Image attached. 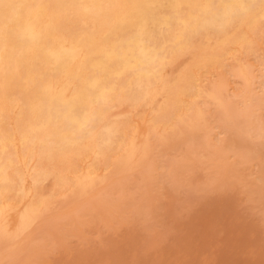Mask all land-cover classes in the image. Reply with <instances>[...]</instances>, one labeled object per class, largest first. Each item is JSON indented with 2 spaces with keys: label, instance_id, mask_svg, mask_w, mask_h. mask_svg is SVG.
Instances as JSON below:
<instances>
[{
  "label": "bare ground",
  "instance_id": "bare-ground-1",
  "mask_svg": "<svg viewBox=\"0 0 264 264\" xmlns=\"http://www.w3.org/2000/svg\"><path fill=\"white\" fill-rule=\"evenodd\" d=\"M263 23H264V0H0V241L3 240L4 237H7V238L9 237L12 241L15 242L17 240L19 242L18 239L21 238V236L24 233H25V235L27 234L26 231L32 225H34L33 223L37 220V218L40 217L39 220H41L42 216L40 214H43L44 210L48 211V207L50 204H52V200L54 199V197L56 195H58L59 193L64 195L65 193L63 194L62 192L64 190L68 189V187L69 188H71L72 186H73V188L74 187H81V188L85 187L87 184H89V182L91 183V181L94 179L93 175L96 174V172L98 170V164H100L101 160L103 158H105L106 155H108L109 153H114V152L117 153V151L124 150L125 147L133 146L134 140L137 136L144 137V138L147 137L148 130L150 132L151 131L154 132V129L156 130V128H157L156 126L159 125V122H158V120H156L154 118V116L149 117V116H146L144 112L141 113L143 108H145L146 106H151L153 112L156 113V112H160L163 109L164 105H168V106L171 105L172 106L171 108L174 109V113H173L174 116H175L176 111L182 109L183 107H185L186 109H188L187 111H189L190 100L193 99V97L201 96L203 94V91H202L203 88H200V85L198 83V75L201 74L203 71L205 73L207 71H212V70L217 71V70L224 68V66H225V62H223L224 60L220 59L215 53H213V54L210 53L209 55L203 56L197 63L195 62L196 64L194 63L192 66L190 65L188 72H186V71H185V73L182 72L181 75L182 76L184 75V78L182 77L183 83L182 84L180 83L181 85H178L177 87H173L172 89H170L171 87L166 89L164 87V85H163V88H165V89H160L159 87L157 89L156 88L157 87L156 82L158 83L159 79L161 78V76H159L158 72L160 70L164 71L163 69L166 68L167 66H169L168 64H169L172 56H173L172 58H175L176 57V56H174L175 54L177 55V53L180 52L181 50H183V52H184V49L189 47V44L191 43L194 36H199V35L202 36L205 33H207V31L212 32L213 34H215L214 36H216V38H219V39H217L218 41L216 43L217 44L216 46L222 47V46L228 45L230 48L227 51L230 53L232 52L231 53L232 58L239 52H242V53L243 52L244 53L249 52V54H251L249 56H252V52L250 53V51H252V49L255 47H256L255 49H257V46L254 45L256 43L255 37H257L256 35H258L257 32H261L264 29V28H258V25L263 24ZM210 40H212V39H210ZM259 43H258V45H259ZM190 48H191V46H190ZM259 50L264 51V48L262 45L259 46ZM195 51L197 52V50H195ZM256 52H258V51H256ZM260 53L263 54V52H260ZM193 54H196V53L194 52ZM220 56H221V54H220ZM258 56H261V55L258 54ZM258 56L254 55V57L258 58V62H260L261 60L259 61V59L261 57L259 58ZM188 57L190 58L189 55H188ZM242 57L243 56H240L241 59H243ZM263 57L264 56H262V58ZM177 58H179V56H177L175 59H177ZM225 58H227V57H225ZM238 58H239V56H238ZM243 60H247L246 57ZM173 61H171V62H173ZM239 61H240V59L238 60V62ZM247 61L250 64V61L249 60H247ZM252 61H253V58H252ZM173 64H175V63H173ZM178 64L179 63H177V65ZM184 65H182V66H184ZM230 66H232V64H230L229 67ZM254 66L256 67V65H254ZM172 67H173V65H172ZM186 67H187V65H186ZM230 68H232V67H230ZM250 68H251L250 69V71H251L252 67H250ZM225 69H223V71ZM232 71H234V69ZM175 72H178V71H175ZM228 72H227V74H229ZM258 72H259V69H258ZM218 73H219V71H218ZM250 73H252V72H250ZM169 75H172V74L169 72ZM215 75L217 76V73ZM224 75H226V73ZM201 76H202V74L200 75V77ZM230 76L232 77V75H230ZM256 76H257V74H256ZM252 77H254V76H252ZM258 77H259V75H258ZM215 79L217 80L218 78H215ZM213 80H214V78H213ZM231 80H233V79H231ZM180 81H181V79H180ZM207 82H208V80H207ZM233 84L231 87H233ZM174 86H175V84H174ZM249 86H250V84H249ZM237 87H239V86H237ZM219 89H221V87ZM240 89L241 88H239V90ZM243 89H244V87H243ZM122 95L126 96V98H127L126 103L131 108H133L135 110V113H136V111L141 110L140 112H138L140 118L137 119L136 121H134V122H136L135 125L133 123L134 128L136 129L135 135L133 136L132 131L129 130V125L127 128L126 126H124V125L122 126L121 124H119V123H122L121 121H123L122 118H123V115L125 113H118L112 109L115 113H118V114L115 117L116 122L111 125L112 128L106 129V132H105L106 143H104V145H99L98 143H96L94 145L91 144L88 141L89 139L87 140V137L91 136L92 130L95 129L94 128V121L96 119L101 120V121L102 120L105 121L108 117V114L105 115L106 110H109V109L105 110V108L107 107L106 105H108V103H110L111 107L115 108L116 106L124 103V101L123 102L120 101V98ZM206 95H207V93H206ZM246 99H248V98H246ZM119 108H121V107H119ZM173 109H172V111H173ZM254 109H255V107H254ZM109 113H110V111H109ZM166 113H167V111H166ZM148 114H149V112H148ZM129 115H131V114H129ZM149 115H152V114H149ZM161 116L162 115H160V117ZM244 116H242V118H244ZM127 117H125L124 119H126ZM129 117H131V116H129ZM172 117H173V115H172ZM169 118H170V116H169ZM160 121H162V120H160ZM177 122L179 123V121H177ZM243 123H244V121H243ZM98 124L100 126V123H98ZM126 124H127V122H126ZM162 124L164 125V123H162ZM243 127H245V126H243ZM100 128H102V126ZM164 128H165V126H164ZM130 129L132 130V126ZM183 129H182V131H183ZM231 129H233V128H231ZM96 130H97V128H96ZM239 132H240V130H239ZM101 133H102V129H101ZM209 133L210 132H208V135H209ZM218 134H220V133H218ZM234 136H235V134H234ZM140 137H139V139H140ZM151 137H152V135H151ZM207 137H206V139H207ZM217 137H220V136H217ZM251 137H253V136L251 135ZM98 138H99V136H98ZM216 141H217V139H216ZM260 141H262V140H260ZM135 142H137V141H135ZM191 143H192V141H191ZM135 144H137V143H135ZM257 144H258V142H257ZM181 145H183L182 142H181ZM188 145H189V143H188ZM215 145H213V146H215ZM135 148H137V146ZM173 148H176V147H173ZM136 152H137V150H136ZM168 152H170V151H168ZM72 155H73V157L75 155L76 157L79 158V161L77 163H75V166H70L66 169H63L65 171H59L58 170L59 165L57 166V163L60 161L62 162V161L67 160ZM119 155H118V157H119ZM128 156L129 155H127V157ZM139 156H140V153H139ZM192 157H194V156L192 155ZM88 158H90V162H88V164H87L86 159H88ZM191 158H188V159H191ZM202 158H199L198 162ZM112 159L114 160V158H112ZM129 159H130V157H129ZM136 160L137 159H135V161ZM131 161H133V160L131 159ZM186 161H189V160H186ZM186 161H184V162H186ZM195 161H197V160H195ZM191 162H189V163H191ZM104 163H105V161H104ZM131 164H133V163L131 162ZM202 164H204V163H202ZM103 165H105V164H103ZM160 165L162 166V164H160ZM181 165L182 164H180V166ZM189 165H190L189 167H191V164H189ZM60 166H61V164H60ZM133 166H134V164H133ZM182 166H181V168H182ZM197 167L199 168L198 164H197ZM197 167H195L196 170L198 169ZM60 168H62V167H60ZM107 168H109V167H107ZM161 169H162V167H161ZM107 171H108V169H107ZM183 171H184V169H183ZM102 172H104V171H102ZM173 172H174V169H173ZM197 172H201V171H197ZM202 172H203V170H202ZM175 173H176V171H175ZM187 173H189V172H187ZM166 174H167V172H166ZM204 174H205V172H204ZM196 175H197V173H196ZM176 176H178V175H176ZM206 176H205V178H206ZM112 177H114V176H112ZM163 177H166V176H163ZM189 178H191V176ZM210 178H211V176H210ZM107 179H108V177H107ZM161 179H162V177H161ZM193 179H194V177H193ZM111 180L113 181V179H111ZM198 180H200V179H198ZM201 180H203V179H201ZM235 180H237V179H235ZM164 182L165 181L163 180V183ZM202 182L203 181H201V183ZM99 183H100V181H99ZM161 183H162V181H161ZM174 183H176V181ZM186 184H189V183H186ZM133 185H135V184H133ZM164 185H163V187H164ZM189 185L191 186V184H189ZM136 186L138 188H140L138 185H136ZM195 186H197V185H195ZM158 187H160V186H158ZM158 187H156V188L158 189ZM96 188H100V190H102L101 187H98V185ZM164 188H166V187H164ZM69 190H71V189H69ZM80 190H82V189H80ZM96 190H98V189H95V191ZM138 190H141V189H138ZM180 190H181V188H180ZM189 190H191V187L189 188ZM202 190L204 192V189H202ZM205 190L207 191V188H205ZM90 191H92V190H90ZM131 191H132V189H131ZM165 191H167V190H165ZM183 191L184 190H181V192H183ZM135 192L133 194H135ZM140 193H142V192H140ZM85 194L86 193L84 192V195ZM84 195H82V196H84ZM96 195H98V193L96 194V192H95V196ZM125 195L130 196L129 193H127ZM191 195H193V194H191ZM61 197H63V196H61ZM139 197L140 196H138V198ZM159 197H161V195ZM165 197L168 198V196H165ZM77 198H79V196ZM85 198H87V197H85ZM151 198H149V199H151ZM145 199H147V197ZM77 200L75 201L76 203H77ZM88 200H90V199H88ZM91 200H92V198H91ZM126 200H127V198H126ZM136 200H137V198H136ZM66 201H67V199H66ZM69 201H68V203H69ZM78 201H80V200H78ZM98 201H99V199H98ZM61 202H63V201H61ZM134 202H133V204H134ZM80 203H82V202H80ZM159 203H162V202H159ZM63 204L59 205V206H63ZM137 204H138V202H137ZM170 204H171V200H170ZM170 204H169V206H170ZM144 205H145V203H144ZM80 206H82V205H80ZM140 206L141 205H139V207ZM82 207H84V206H82ZM145 207L147 208V205ZM152 207L154 208V206H152ZM159 207H162V206H159ZM70 208H68V209H70ZM95 208H97V205H96V207H94V209ZM128 208H126V210ZM131 208L132 207H130L127 210V212L130 211ZM155 208H156V206H155ZM55 209H58V208H55ZM62 209H65V208H62ZM62 209H61V211H63ZM68 209H66V210H68ZM71 209H73V208H71ZM145 210H143V212H145ZM162 210H163V207H162ZM164 210H165V206H164ZM61 211H59V212L62 213ZM73 211L71 212L72 216H74ZM100 211H101V208H100ZM147 211H148V209H147ZM153 211H154V209H153ZM53 212L54 211H52V213ZM67 212L69 213L70 211H67ZM127 212H125V213H127ZM76 213L77 212H75V214ZM93 213H95V212H93ZM112 213H117V212H112ZM130 213H132V212H130ZM133 213L136 214L137 212L133 211ZM154 213H155V211H154ZM154 213H152V214H154ZM59 214L56 213L55 216H58ZM90 214H91V212H90ZM100 214L102 215V213H100ZM117 214H115V215H117ZM144 214L141 213L140 217H142V215L145 216ZM160 214H162V213H160ZM45 215H46V213H45ZM47 215H49V214H47ZM121 215H122V213H121ZM124 215H126V214H124ZM49 216L51 217V215H49ZM82 216H80V217H82ZM129 216H130V214H129ZM133 216H131V217H133ZM58 217H57V219H58ZM62 217H63V215H62ZM80 217H78V218L76 217L77 221ZM92 217L89 220H92ZM106 217H107V215H106ZM121 217H123V215ZM126 217H128V216H126ZM94 218H96V216ZM97 218H99V217L97 216ZM135 218H136V220H134V221H136V222L139 221V220H137L136 216H135ZM80 219H83V218H80ZM86 219H88V218H86ZM109 219L111 220V218H109ZM48 220H49L48 222L50 224V219H48ZM123 220L125 221V219H123ZM143 220L145 221V219H143ZM150 220H153V218ZM159 220H160V218H159ZM87 221L88 220H86L85 223ZM93 221L94 220H92V222ZM106 221L108 222V219ZM124 221H123V223H124ZM144 221H143V223H144ZM55 222H57V220ZM59 222H61V221H59ZM131 222H133V221H131ZM36 223H38V222H36ZM79 223H77V224H79ZM82 223H83V221H82ZM112 223H114V222H112ZM108 224L106 223V225H108ZM144 224H146V223H144ZM67 225H70V224L68 223ZM34 226H36V224ZM41 226H42V223L40 224L39 228H41ZM53 226H52V228H55L54 230H56V228H57L56 223ZM61 226L63 227L62 224H61ZM91 226L89 225V227H91ZM11 227H12L13 231L11 233L9 232L10 234H8L7 231ZM47 227H49V226H47ZM73 227H74V225H73ZM84 227H87V226H84ZM84 227H82V228H84ZM39 228H35V230L37 229L36 231H38ZM57 229H59V232H60V228H57ZM65 229H67V228H65ZM69 229H71V228L69 227ZM78 229H80V227ZM86 229H88V228H86ZM44 230H46V229H44ZM49 230H52V229L50 228ZM85 230H84V233H86V231H87V230L86 231ZM33 232H34V230H33ZM33 232H31L30 234H32ZM41 232H43V231H41ZM76 232H78V231H76ZM49 233H51V232H49ZM52 233H53V231H52ZM69 233H72V232H69ZM29 235H26V237L29 238L30 237ZM50 235L52 236V234H50ZM70 235H72V234H70ZM82 235H83V233H82ZM23 237L24 236H22V238ZM44 237H43V239H44ZM53 237L54 236H52L51 239H55ZM38 238H40V237H38ZM41 238L39 241L40 244H41ZM58 238H59V240H61L60 237H58ZM66 238H64V241ZM23 239L25 240V237ZM48 239L49 238H47V240ZM34 241L35 240H33L32 242H34ZM62 241H63V239H62ZM64 241H63V243H64ZM1 242H3V241H1ZM4 242H5V240H4ZM25 242H26V240H25ZM46 242L49 243V241H46ZM80 242L83 243V241H80ZM28 243L30 244V241L25 243L26 246L28 245ZM65 243H66V241H65ZM23 245H24V243H23ZM62 245H60V246H62ZM0 246H2V245L0 244ZM20 246H22V245H20ZM49 246H51V245H49ZM49 246H48V248H49ZM53 246H55V245H52L51 247H53ZM2 247H4V246H2ZM10 247H8V248H10ZM27 247H26V250H27ZM43 247H44V244H43ZM16 248L17 247H15V249ZM20 248H23V247H20ZM33 248H36V246ZM63 248L66 249V246H63ZM52 249H48L49 254L52 253L49 251ZM71 249L72 248H70V252H71ZM34 250H39V249H34ZM9 251L11 252L12 250H9ZM53 251L55 252L56 250L54 249ZM66 251H68V250H66ZM33 252L34 251H32V253ZM24 253L29 255L26 252H24ZM35 253L38 254L39 252H35ZM21 255H23V253ZM34 255H32V256H34ZM45 256H46V254H45ZM45 256H43V257H45ZM47 256H49V255H47ZM14 257H16V256L14 255ZM38 257H40V256H38ZM24 258H25V256H24ZM32 259L34 260V257H32ZM0 260L2 262L3 259H0ZM26 260H28V258ZM28 261H30V260H28ZM25 262L26 261H24V263ZM37 263H39V262H37ZM8 264H9V262H8Z\"/></svg>",
  "mask_w": 264,
  "mask_h": 264
},
{
  "label": "rangeland",
  "instance_id": "rangeland-1",
  "mask_svg": "<svg viewBox=\"0 0 264 264\" xmlns=\"http://www.w3.org/2000/svg\"><path fill=\"white\" fill-rule=\"evenodd\" d=\"M258 28H264V23L259 24ZM263 30L261 32H257L258 35H256L257 37H255L256 43L254 44L257 46V49H255L256 48L255 47L252 49V51H250V53L252 52V56H249L251 55L249 54V52L248 53L239 52L233 57L234 59L231 56L232 52L230 53L227 51L230 48L228 45L222 46V47L216 46L217 45L216 43L218 41L217 39L219 38H216V36H214L215 34H213L212 32L207 31V33H205L202 36L201 35L194 36L188 47L190 50L188 48H185L184 52L183 50H181L180 52L177 53V55L175 54L174 56L176 57L179 56V58L177 59H175L176 57L172 58L173 57L172 56L168 64L169 66L164 68L163 69L164 71L160 70L161 72L160 71L158 72L159 76H161L160 78L161 80L159 79L158 83L156 82L157 89L158 87L160 89H165V88L168 89L171 87L170 89H172L173 87H177L178 85H181L183 83L184 75L183 76L181 75L182 72L183 73H185V71L188 72L190 65L192 66L195 62L197 63L203 56L209 55L210 53L211 54L215 53L220 59L224 60L223 61L225 62L224 68L217 70V71L216 70L207 71L205 72L206 74L203 71L201 73L202 78L200 77L201 74L198 75V83L200 85V88H203L202 89L203 94L201 96L193 97V99L190 100L189 111H187L188 109L183 107L182 109L177 110L174 116L173 114L174 109L171 108L172 107L171 105L170 106L164 105L163 109L160 112H156V113L153 112L151 106H146L145 108H143L142 111L140 110L141 113L144 112L146 116H149V117L154 116V118L158 120L159 125L156 126L157 128L155 127L156 130L154 129V132L152 131L150 132L148 130L147 137L145 138L137 136L134 140L133 146L125 147L124 150L122 151H117V153L114 152L115 154L109 153L108 155H106L105 158L101 160L100 164H98V170L96 174L93 175L94 179L91 181V183L89 182V184L85 186L86 188L85 187L83 188L74 187L73 188L72 186L71 188L68 187V189L65 188L66 190L62 192L63 194L65 193L66 195L65 194L62 195L61 193L58 194L59 196L56 195L54 199L52 200V204H50L48 207L49 212L44 210L46 215L44 212L43 214H40L42 216L41 220H39L40 218L39 217L40 215H39L38 216L39 218H37V220L33 223L34 225L36 224V226L32 225L28 229L29 231L27 230L29 233L26 231L27 233L26 235H29L34 230V232L29 235L30 237L29 238L26 237L25 233L22 235L25 237L26 242L30 241V244L28 243L29 246L27 245L28 247L26 246L25 244L26 242L23 239L24 237L22 238V236L21 238L18 239L19 242L17 240L14 242L9 237L8 238L10 240L7 237H4L3 240H1L3 242L0 241V244L4 246V247L0 246V259H3L4 261L2 260L1 262L0 260V264H6V263L8 264V262L9 264H23L24 261H26L25 262L26 264H30V263L31 264H45V263L46 264H264V214H263L264 213L263 211L264 210V201H263L264 200V177H263L264 176V85H263L264 84L263 83L264 82L263 81L264 80V70H263L264 69V62H263L264 57L262 58V56H264L263 55L264 51L259 50V46L261 45L264 48V31ZM195 50H197V52ZM255 50L258 52H256ZM189 52L190 53L192 52V53L190 54ZM194 52L197 55L193 54ZM260 52H263V54ZM187 54L190 56V58L188 57ZM258 54L261 56H258ZM237 55L239 56V58ZM254 55H257L259 58L261 57L259 59V61L260 60L261 61L258 62V58L254 57ZM240 56H243L242 57L243 59H245L246 57V59L250 61V64L248 63L247 60L241 59ZM252 58H253V61H252ZM239 59L240 61L238 62ZM177 63L179 64L177 65ZM230 64H232V66H230L232 68L229 67ZM254 65H256V67ZM250 67H252L251 71H250L251 69ZM225 68L227 70L229 69L228 70L229 72ZM223 69H225L229 74H227L225 70L223 71ZM233 69L235 72L232 71ZM258 69H259V72H258ZM174 70L178 72H175ZM218 71L219 73L221 72L220 73L221 75L218 73ZM169 72L172 75H169ZM216 73H217V76L215 75ZM225 73L226 75H224ZM230 75H232L233 78ZM215 78H218V79L216 80ZM230 78L233 80H231ZM180 79L182 82L180 81ZM207 80L209 83L207 82ZM232 84H233V87H231ZM163 85L165 88H163ZM242 86L244 87V89ZM220 87L221 89H219ZM239 88L241 89L239 90ZM126 100H127L126 96L122 95L120 98V101L122 102L124 101V103L118 105L121 108H119L118 106H116L115 108H112L110 103L106 105L107 107L105 106L106 107L105 110L109 109V110H106V113H105V115L108 114V117L105 121L104 120L101 121L98 119L94 121L95 129L92 130L91 136L87 137V140L89 139L88 141L91 144L94 145L98 143L99 145H104V143H106V137H105L106 129L112 128L111 125L116 122L115 117L118 113H125L122 118L123 121H121L122 123H119V124H121L122 126L124 125L127 128L129 125V130L132 131L133 136L135 135L136 129L134 128V125L136 122L134 121L140 118L138 114V112L140 111H136V113L138 114L137 115L135 113V110L126 103ZM112 109L118 113H115ZM147 111L149 112V114H152V115H149ZM160 115L162 116L160 117ZM172 115L175 119L172 117ZM242 116H244V118H242ZM125 117L127 118L124 119ZM125 121L127 122V124ZM177 121H179V123ZM98 123H100V126ZM162 123H164V125ZM101 126L102 128H100ZM131 126H132V130L130 129ZM96 128L97 130L98 129L99 130L97 131ZM101 129H102V133H101ZM239 130L243 135L239 132ZM208 132H210L209 135H208ZM218 133H220L221 135ZM187 134L188 135L190 134V135L188 136ZM251 135L253 137H251ZM217 136H220V137H217ZM190 140L192 141V143ZM181 142L183 145H181ZM257 142L259 145L257 144ZM135 143H137L139 146ZM134 146L135 147L137 146V148H135ZM173 147H176V148H173ZM139 153H140V156H139ZM117 154L118 155L120 154L119 157ZM127 155L129 156L127 157ZM192 155L196 159L192 157ZM112 158H114V160ZM188 158H191V159H188ZM199 158H202L200 160L201 162L200 161L198 162ZM131 159L135 163L131 161ZM135 159L137 160L135 161ZM194 159L197 161H195ZM186 160H189V161H186ZM78 161H79V158L76 157L75 155L73 157L72 155L67 160L62 161V162L60 161L58 162L59 164L57 163V166L59 165L58 170L65 171L63 169H66L70 166H75V163H77ZM86 161H87L86 163L88 164V162H90V158L86 159ZM131 162L134 164V166L133 164H131ZM103 164H105L106 166ZM160 164H162V166ZM180 164H182L183 166L185 165V166L183 167L181 165L182 166L181 168ZM189 164H191V167H189L190 166ZM197 164L199 168L197 167ZM195 167H197L198 169L196 170ZM173 169H174V172H173ZM197 171H201V172H197ZM111 175L114 177H112ZM160 176L162 177V179ZM163 176H166V177H163ZM190 176L192 179L189 178ZM205 176L207 179L205 178ZM107 177L109 180L107 179ZM234 178L237 180H235ZM111 179H113V181ZM160 180L162 181V183ZM163 180L165 181L164 183H163ZM99 181L101 184L99 183ZM175 181L176 183H174ZM201 181L203 182L201 183ZM137 182L138 183L140 182V183L138 184ZM186 183L191 184V186ZM162 184L163 185L165 184L164 187L166 188H164ZM194 184L197 186H195ZM97 185L98 187H101L102 190H100V188H96ZM136 185H138L140 188H138ZM157 185L160 187H158ZM156 187H158V189ZM190 187H191V190H189ZM180 188L181 190H184V191L181 192ZM205 188H207V191L205 190ZM69 189H71L72 191ZM95 189H98V190L95 191ZM138 189H141L142 191ZM202 189H204V192ZM84 192L86 193L85 195H84ZM95 192L96 194L98 193V195L95 196ZM134 192L135 194H133ZM127 193H129L130 196L125 195ZM137 195L140 197L138 198ZM160 195L162 198L159 197ZM78 196L79 198H77ZM165 196H168V198ZM146 197L147 199H145ZM148 197L149 198L152 197V198L149 199ZM77 199L80 201H78ZM76 200H77V203L75 202ZM170 200H171V204H170ZM136 201L138 202V204ZM133 202L135 205L133 204ZM159 202H162V203H159ZM63 203L64 204L66 203V204L64 205ZM62 204L63 206H59ZM96 205H97V208L94 209ZM139 205L141 206L139 207ZM146 205H147V208L145 207ZM129 206L132 207L131 209L137 213L136 214L133 213L131 209L130 211L127 212V210L130 208ZM152 206H154V208ZM159 206H162L163 210H162V207H159ZM164 206H165V210H164ZM70 207L73 209H71ZM136 207L137 208L139 207L142 211L139 208L137 209ZM55 208H58V209H55ZM62 208H65V209H62ZM100 208H101V211H100ZM126 208L128 209L126 210ZM61 209L63 211H61ZM147 209L149 212L147 211ZM153 209L156 214L154 213ZM143 210H145V212H143ZM52 211H54L55 213L53 212L54 213L53 214ZM59 211H61L62 213H60ZM67 211H70V212L68 213ZM72 211H73L74 216H72V213H71ZM111 211L117 212L119 215L117 213H112ZM150 211L154 213L156 216L152 214ZM75 212L77 213L75 214ZM93 212H95L96 214ZM130 212H132L133 214ZM56 213L58 214L60 213L59 214L60 216L59 215H58L59 217L55 216ZM100 213H102V215ZM121 213L124 218L121 217L122 216ZM141 213L142 214L145 213L144 214L145 216L142 215V217H140ZM47 214L51 215V217ZM62 215L64 218L62 217ZM79 215L80 216L83 215V216L80 217ZM106 215L108 218L106 217ZM95 216L96 218H94ZM97 216L99 218H97ZM135 216L137 217V220L139 221L137 222L134 221L136 220ZM76 217L77 218L80 217L83 219L79 218L78 219V221L80 222L79 223ZM91 217H92V220H94L93 222L92 220H89L91 219ZM151 217L153 218V220H150L152 219ZM84 218L85 219L88 218L86 220H88L89 222L87 221L85 223L86 220ZM109 218H111V220ZM142 218L145 219V221ZM48 219H50V224L48 222L49 221ZM107 219H108V222L106 221ZM123 219H125V221ZM54 220L55 221L57 220V222H55ZM143 221L144 223L146 224L148 223V224L147 225L144 224ZM40 222L42 223V226H43V227L41 226L42 229L39 228L41 224ZM55 223H56V227L60 228V232H59V229L56 228V230H54L55 228H52V226L55 225ZM68 223L70 225H67ZM77 223H79L80 225ZM106 223L107 224L109 223V224L106 225ZM61 224L63 225V227L61 226ZM89 225L90 226L92 225V226L89 227ZM84 226H87V227H84ZM34 227L39 228L38 231H36L37 229L35 230ZM64 227L67 229H65ZM69 227L71 229H69ZM79 227L80 229H78ZM50 228L52 230H49ZM84 230L86 231V233H84ZM12 231L13 230L11 227L8 229L7 232L8 234H10ZM68 231L72 233H69ZM76 231H78L79 233ZM47 232L48 233L51 232V233L48 234ZM50 234H52V236H54L53 238L55 239H51L52 236ZM32 235L33 236L35 235V236L33 237ZM38 237L40 238L42 237L41 244L39 242L40 238ZM46 237L49 239L47 240ZM58 237H60L61 240H59ZM64 238H66L65 239L66 243L64 241ZM32 239L35 241L32 242L33 241ZM62 239L65 244L63 243ZM79 240L83 241V243L80 242ZM46 241H49V243ZM23 243L25 246L23 245ZM43 244H44V247H43ZM49 245L51 246L55 245V246L51 247ZM7 246L8 247L11 246V247L8 248ZM19 246L23 248H20ZM35 246L36 248H33ZM63 246H66V249L63 248ZM15 247L17 248L15 249ZM26 247H27V250H26ZM69 247L72 248L71 252H70ZM34 249H39V250H34ZM48 249H52V250H49L52 253L49 254ZM54 249L56 250L55 252L53 251ZM9 250H12V251L10 252ZM64 250L65 251L68 250V251L65 252ZM32 251L34 252L32 253ZM24 252L28 253L29 255L25 254ZM35 252H39V253L37 254ZM22 253L23 255H21ZM14 255L16 257H14ZM32 257H34L35 261L32 259ZM27 258L30 261L26 260Z\"/></svg>",
  "mask_w": 264,
  "mask_h": 264
}]
</instances>
